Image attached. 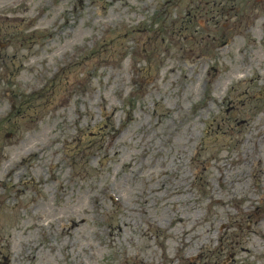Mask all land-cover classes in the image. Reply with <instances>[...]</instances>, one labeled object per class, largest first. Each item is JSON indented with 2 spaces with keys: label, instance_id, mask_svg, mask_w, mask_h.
I'll list each match as a JSON object with an SVG mask.
<instances>
[{
  "label": "rangeland",
  "instance_id": "obj_1",
  "mask_svg": "<svg viewBox=\"0 0 264 264\" xmlns=\"http://www.w3.org/2000/svg\"><path fill=\"white\" fill-rule=\"evenodd\" d=\"M262 120L264 0H0V264H264Z\"/></svg>",
  "mask_w": 264,
  "mask_h": 264
},
{
  "label": "bare ground",
  "instance_id": "obj_2",
  "mask_svg": "<svg viewBox=\"0 0 264 264\" xmlns=\"http://www.w3.org/2000/svg\"><path fill=\"white\" fill-rule=\"evenodd\" d=\"M262 122L264 123V120H262ZM255 163H256V160H255ZM218 173H219V174L216 176V179L219 180V181H220V180H223V181H224V176H223V174H222V169H221V168L218 169ZM187 178H188V176H187V177L185 176V177L182 178V180H183V181H184V180H187ZM162 180H163V178L159 179L158 181H159V182H162ZM144 182H146V180L143 181L142 186H143ZM159 182H156L155 184H151V185H149L146 191L143 190V189H141L140 193H141V192L152 193V192H156V191H158V190H159V187H160V186H163L162 183H159ZM107 189H108V188H107ZM107 195H109V196L111 195L109 189H108ZM217 200H218V199H217ZM140 210H141V208H140ZM142 213H144V209L142 210ZM143 220H144V221H148V216H147V215H144V216H143ZM72 224H74V222H70L69 225H67V227L69 228ZM106 232H107V236H110V235H111V232H110V233H109L108 231H106ZM207 240H211V237L208 236V237H207ZM179 241H182V239L179 238ZM208 242H209V241H208ZM203 245H204L203 243L199 244V246H198L196 249H197V250L200 249ZM183 247L187 248L188 246H185V245L183 244V241H182V242L180 243V245H179L178 248L182 250ZM181 255H182V256H189L190 254L187 253V254L185 255L184 250H182ZM172 258H173V257H172Z\"/></svg>",
  "mask_w": 264,
  "mask_h": 264
}]
</instances>
